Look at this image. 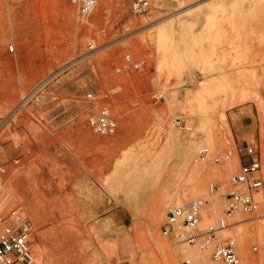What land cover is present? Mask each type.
Returning a JSON list of instances; mask_svg holds the SVG:
<instances>
[{"label":"rangeland","instance_id":"374dc122","mask_svg":"<svg viewBox=\"0 0 264 264\" xmlns=\"http://www.w3.org/2000/svg\"><path fill=\"white\" fill-rule=\"evenodd\" d=\"M132 1L97 0L80 17L69 0H0V120L57 72L0 128V218L25 212L41 264H179L188 249L209 261L159 233L167 208L200 200V229L216 223L245 143L264 180V0H148L144 14ZM113 88L118 129L100 136L84 95ZM245 114L252 126L237 142L232 123ZM199 144L231 155L197 162ZM260 214L221 232L243 264H264Z\"/></svg>","mask_w":264,"mask_h":264},{"label":"built area","instance_id":"2783aa9c","mask_svg":"<svg viewBox=\"0 0 264 264\" xmlns=\"http://www.w3.org/2000/svg\"><path fill=\"white\" fill-rule=\"evenodd\" d=\"M75 6L80 17L89 16L97 5V0H69ZM150 7L148 0H133L130 6L134 14H144ZM89 48H95L92 44ZM6 51L13 53L14 45L7 46ZM122 62L131 70L141 69L143 60L136 59L130 53H124ZM57 73V72H56ZM46 76L38 82L31 91L23 95L17 108L0 120V128L4 126L17 111V109L47 84L56 74ZM116 89L105 91L90 90L84 97L97 107V112L89 119L92 131L100 136H113L118 129L117 121L112 114L110 103ZM161 94L155 96L158 100ZM174 124L181 130L191 131V126L183 119L175 118ZM238 168L230 174V188L223 193L225 200L224 214L216 223H210L200 229L203 218V202L200 200L185 202L167 208L159 233L167 239L176 242L197 245L204 251H210V260L195 262L185 257L179 264H243L238 254L236 240L232 236L221 237V232L232 228L237 221V214H256L261 210L260 216L264 218V180L262 177L261 158L253 144L245 143L242 147L235 148ZM231 151L212 153L210 147L199 144L196 150L197 162L218 163L228 158ZM32 223L25 212L20 208H13L9 213L0 218V264H41L32 250ZM252 250L255 252L257 246Z\"/></svg>","mask_w":264,"mask_h":264},{"label":"crops","instance_id":"0c3cea01","mask_svg":"<svg viewBox=\"0 0 264 264\" xmlns=\"http://www.w3.org/2000/svg\"><path fill=\"white\" fill-rule=\"evenodd\" d=\"M251 115L249 114H245L243 116H241L239 119L235 120V123H232V130L235 134V137L238 139L239 137H243L244 135H246V133H248L250 131V127L252 126V122H247L248 119H251Z\"/></svg>","mask_w":264,"mask_h":264},{"label":"bare ground","instance_id":"6f19581e","mask_svg":"<svg viewBox=\"0 0 264 264\" xmlns=\"http://www.w3.org/2000/svg\"><path fill=\"white\" fill-rule=\"evenodd\" d=\"M176 200H178V199H176ZM172 201V200H171ZM177 203V202H176ZM3 201H1L0 200V210H1V208H2V206H3ZM161 209V208H160ZM158 212H156V215L157 216H155L154 215V217H158V214H157ZM195 251H193V250H191V249H188V250H186V252H185V254L189 257V258H191V259H194V258H196L197 257V253L195 254L194 253ZM216 264H220V263H216Z\"/></svg>","mask_w":264,"mask_h":264}]
</instances>
